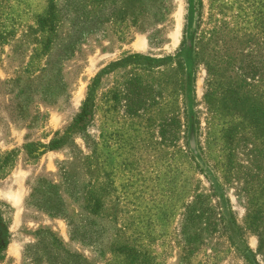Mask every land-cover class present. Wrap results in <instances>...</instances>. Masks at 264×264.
Returning a JSON list of instances; mask_svg holds the SVG:
<instances>
[{
  "label": "rangeland",
  "instance_id": "obj_1",
  "mask_svg": "<svg viewBox=\"0 0 264 264\" xmlns=\"http://www.w3.org/2000/svg\"><path fill=\"white\" fill-rule=\"evenodd\" d=\"M53 3L0 0V264H264V0Z\"/></svg>",
  "mask_w": 264,
  "mask_h": 264
},
{
  "label": "trees",
  "instance_id": "obj_2",
  "mask_svg": "<svg viewBox=\"0 0 264 264\" xmlns=\"http://www.w3.org/2000/svg\"><path fill=\"white\" fill-rule=\"evenodd\" d=\"M56 20L55 16V6L53 3V0H49L48 4V10L46 13V16L43 18H40L38 21L39 27L43 31H47L48 33H51L54 30V23ZM48 40L45 43V47H48ZM181 62H179L180 64ZM183 65L180 64V71L182 72ZM222 105L223 108L229 110V111H235L242 113L244 117H246L252 124L264 129V107L259 104L257 100L252 101L250 97H248L245 93L237 90L234 87H227L225 90L223 96H222ZM88 114V105L87 103L84 104L83 110L81 113L77 116L75 123L79 124L83 122L86 119V116ZM60 145V141H55L51 143V149H56ZM98 205L95 203L93 205V210L97 211ZM2 251V248L0 246V253ZM115 252L124 257L125 264H144V262L147 260L145 255H142L141 253L133 250V249H126V246L119 245Z\"/></svg>",
  "mask_w": 264,
  "mask_h": 264
}]
</instances>
